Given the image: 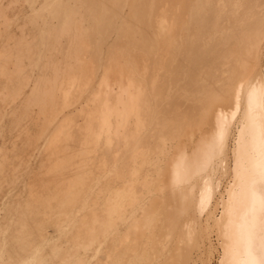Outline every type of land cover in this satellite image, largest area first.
Here are the masks:
<instances>
[{
	"label": "bare ground",
	"instance_id": "6f19581e",
	"mask_svg": "<svg viewBox=\"0 0 264 264\" xmlns=\"http://www.w3.org/2000/svg\"><path fill=\"white\" fill-rule=\"evenodd\" d=\"M9 11L17 19L25 18V22L13 34V20L9 25L10 21L3 17L9 26L0 24V28L7 27L2 29L3 37H17L14 42V38H9L13 46L10 50L0 52L13 64L9 75L0 81V93L8 90L5 87L9 85L12 99L28 106L22 105L30 111L28 115L29 111L24 110L28 111L26 117L35 118V124L44 119L42 125H37L38 137L29 145L35 125L30 126L33 129L28 134L20 121L25 132L19 133H24L26 139L29 135L26 145L36 149L35 157L43 156L38 170L46 177L41 180L43 185H54L58 204L64 203L66 211L73 212L79 200L84 204L98 200L101 185L106 189L103 199L107 204L114 198V207H102L108 212L123 213L120 223L110 226L109 234L116 227L112 239H104V243L112 244L109 249L120 260L116 264H152L151 253L149 257L145 256L148 252L139 254L149 251L153 240L147 242L146 250L147 239L143 235L148 230L143 231L146 224H142L147 221L153 231L158 217L155 221L152 215L148 221L147 216L143 222V216L137 221L143 222L141 225L133 222V217L152 213L155 201L148 199L150 191L136 197V193L130 192L131 186L141 185V180L159 185V173L178 177L190 170L191 153H204L201 150L225 118L238 113L241 101L244 115L240 140L247 170L242 191L251 195L250 188L255 183L259 188L252 202L234 201L233 193L227 203L229 224L233 227L227 233L229 264H264V83H260L264 71V0H0V17H8ZM3 21L1 18L0 22ZM221 90L226 97L224 94L219 98L223 95ZM216 99L226 107L229 102L230 111L225 114V110L218 109L222 105L216 107ZM196 104H205V112ZM195 108L201 113L199 117L206 120L203 125L209 121L214 127L209 132L205 129L208 133L201 130L206 137L196 144L191 142L190 127L201 119H194ZM16 110H4L1 122L5 117L10 120L13 113L16 120ZM184 140L195 145L186 151ZM174 141L175 155L170 151L168 156H174L167 158L170 148L166 147ZM205 148L209 150V146ZM155 155L162 161L168 159L166 168L161 166L164 171L149 164ZM168 166H173L172 170ZM99 169L102 173L96 175ZM158 169L163 172L158 173ZM179 192L174 187L167 194L170 197ZM136 199H142L141 206L134 205ZM127 205L136 211L132 218L127 215ZM96 206L101 207L97 203ZM156 207L153 210L158 213L161 209ZM212 214L208 209V220H215ZM131 220L141 226V232L134 230L136 226L130 224ZM198 226L201 225L197 223V229ZM159 229L166 231L163 226ZM121 231L125 233L120 234ZM192 231L188 228L187 233L191 235ZM198 231L202 235L204 230L199 227ZM155 245L151 248L155 249ZM159 259L153 264H158ZM187 261V254H181L176 263Z\"/></svg>",
	"mask_w": 264,
	"mask_h": 264
},
{
	"label": "rangeland",
	"instance_id": "374dc122",
	"mask_svg": "<svg viewBox=\"0 0 264 264\" xmlns=\"http://www.w3.org/2000/svg\"><path fill=\"white\" fill-rule=\"evenodd\" d=\"M8 13H7L8 17L1 16L0 21L1 18L3 21V17H5V20H7L8 22L10 20H13L14 24L11 25L10 23L12 21L9 22V25H11V32L13 34L15 33V31L19 29V26H22V23L25 20V18L17 19L14 16V13H11L10 11ZM13 18H15L16 20ZM7 21H6L7 24L4 23V21L0 22V24L3 25L6 24L5 26H7L8 25ZM5 26L0 28V35H1L0 52H2V54L3 51L6 50L8 51V49L10 50L13 47V46L11 47L10 45L11 43H9L12 40L11 38L15 39V40L13 39L11 42L16 41L17 39V37L15 38L13 36L3 37L2 29L7 28ZM4 30L5 29H3V31ZM7 42L9 43L10 46L7 44ZM1 47H4V50H2L3 48L1 49ZM12 68H13V64L11 63V61H9V59H7L6 57L4 58L0 55V81L3 80L2 78L3 76L7 77L9 75V72L11 71ZM261 75L262 76L260 77L262 78L259 77L261 79L259 80L263 82L260 81L259 82L263 84L264 71L263 73H261ZM8 86L9 85H6L5 87V89L8 88V90H5L3 93H0V115H3L5 111H6L5 113L7 112L10 113L11 111H13L14 108L16 109L18 108L20 112L16 110L15 115L17 116L19 114L21 117L18 115L15 120V116L13 113V116L10 118L11 121L7 117H5L2 120L3 122H1V117H0V264H73V263L80 264L81 262H82L81 264H116L115 262L120 260H117L116 258L117 255L112 254L114 253L112 252L113 250L109 249L110 247H112V244H110V242L104 243V239L105 240L106 239L108 240L109 238L112 239L111 235L116 233L115 231L116 227H115V229L114 230L112 229L111 230L112 232L110 231L109 234L110 226L120 223L123 217V213L119 210L115 212L113 211L108 212L106 211V209H103V207L104 208L105 206L108 207V205L110 207H114L115 206L114 198L112 199L110 204H107L108 202H106L103 199L106 193V189H103L105 187L101 185L103 191L97 188L99 194L101 195V196L98 195L99 201L98 200L95 201L94 199V200H90V203L89 201H86V203L84 204L83 200L82 202L81 200H79V204H78L77 202L78 200H76L74 201V204L77 202L76 209L73 212L66 211V207L63 205L64 204L63 202H62L63 204L61 205L58 204L60 203V200L58 202V199L55 194V190L53 188L54 185H43L44 181L42 180L44 179L45 175H43L44 173L42 174L40 168L38 170L39 163L41 162V160H43V156L40 157L39 154V157L36 156L38 158L37 159L35 157L36 154L34 155L36 149L34 151V149H32L33 146L28 147L29 142L30 143L33 142L35 138L38 137L36 136L38 135L37 133L39 132L37 129L39 127L37 125L39 124L42 125V123H44V119L43 118L38 119V123L35 124L36 123L35 118H29L30 116L26 117L25 113H27L29 109L25 107L24 109L22 105L26 107L28 106L26 104H22L20 100L19 101H16L15 99L13 100L12 97L14 98V96L11 93ZM262 87L264 88V86ZM222 91L223 90H221V93H223V95L220 96L219 98L223 97L225 94V92ZM217 93L218 94L216 95L218 96L221 95L220 92ZM224 97H226V94ZM5 100L6 101L9 100L8 102L10 104L6 103ZM216 101H218V99H216ZM218 102L220 103V105ZM218 102L215 105L216 107L217 105L218 106L222 105L220 101ZM227 103H228L227 107L226 105L225 106L222 105L223 106V107L221 106L222 108L221 107H217V108L218 109L220 108V110H223V112L225 110L226 112L224 113L226 114L231 109V107H229V105L231 106V104H229V102ZM203 105L201 106L200 104L198 106H200V109L203 108L206 109V107H204ZM20 107H22L23 110ZM196 108L195 110L198 115L196 114L195 116L193 112L192 116L194 115L195 118L193 116L192 119L193 118L196 119V117L198 118L199 115L202 113V111L203 113L205 112V109L201 111L198 107L199 111H201V113L199 112L200 113L199 114ZM24 110H28V111H24ZM27 114L30 115V111ZM32 114L31 117L34 115ZM22 115L25 117H23ZM243 115H244V102L241 101L240 105L238 106V113L232 116L229 115L227 118H225L224 123L221 125V127L217 128L214 137L210 139L211 141L209 140V144H206L207 146H204L203 148L204 151L201 150V152L204 153H200V151L199 153L198 152L191 153L193 155L191 161L192 163L190 164L192 168L190 166V170H186L184 172L179 173L178 177L171 174L167 176V174H164L163 172L167 165V163L165 164V162H167L168 160L165 159L164 161L163 159L166 158V155L165 157L162 158L163 161L157 155H155L153 159L149 162V164L151 166L156 164L157 168L160 169L162 168L161 166L165 167L162 168L163 171L158 169V173L159 170L160 172H163V174L157 173L159 175V185H154V182L151 183L150 181L145 182L141 180L142 183L141 185L139 184V185L131 186L130 192L136 193V197H138L139 194L141 196V194L148 193L150 191L149 192L150 197L148 199L151 201H155V203L153 205L154 208L151 209L152 213L150 214L147 213L146 215V213L144 212L145 215L144 214L139 215V217L135 215L136 211L134 210L131 211L129 208L130 205L129 207L127 205V208L129 209L127 213L128 217L132 218L134 215L136 216L133 217L134 221L131 220L130 224L132 223V226L133 224L134 226H136V224H138L141 221L143 216L144 219H142V221L143 220L145 221V217L147 216L148 218L146 219L148 221L149 220L151 221V219L149 218H152L153 215L155 221H156L155 218L158 217L155 227L163 226L165 227L166 230L165 231L163 229L165 231L163 233L162 230H161L162 232L160 231L159 229L160 227L157 229L154 227L156 233H153L154 232V230L152 231L153 227L151 228V226H149L150 223L149 224L146 223L147 221L145 222L143 221L144 223L142 222L143 224L142 223L141 224L142 225L146 224L145 226L148 225L149 227L143 226L142 229L141 226H138L141 225L139 223L136 226V229H134L139 232H141V229L145 232L146 230H148L149 232L152 231L151 235H149L150 237L146 236L149 233L148 231H147L148 233L147 232L144 233L142 231V233H144L145 235V236L143 235V239L146 238L147 240H149L147 241L145 239L146 241H144L146 242V247L147 244L152 239L153 240L155 239L153 238L155 236H152V234L156 235L157 239L154 240V242L152 240V244L156 243L155 249L151 248L154 246H152L150 242L149 244L151 246L148 245L150 250L148 247L147 248L145 247V249L149 250L150 252L149 251L144 252L143 250L142 252L139 253L142 254L148 252L146 253L147 255L144 254L145 256H148L149 253H151L152 256L150 255L151 257L149 256L148 257L150 258L152 264L157 259H159L158 257L161 258L159 259L158 264H163L165 260L167 263L164 262V264L165 263L177 264L176 260L181 256V254L183 256L187 254L188 257L187 264H229L228 250H229L230 242L228 240L227 233L229 229L233 227H231V225L229 224L230 217L227 212V203L231 201V195L233 193L236 194V200L234 201L237 202L242 200L246 201L247 199H249L248 202H252L253 194L259 188V185L255 183V185H252V188H250L251 195H247L242 191V186L244 185L243 183L246 179L245 177L247 176L246 175L247 170L245 169V163H244V150L241 148L242 140H240V137L241 136L243 137V126H242ZM26 118H29V120ZM20 121H23L24 129L27 127L28 134L33 129V127L30 126L35 125L34 131L30 133L32 135V136L30 135V139H29V135H27V139H26L24 138L23 135L24 133H19L22 131L25 132V130L21 127V124L23 123H20ZM26 121H28V124L30 125H28ZM199 121L204 122L206 120L203 118V120L201 119ZM203 122L200 124L197 120L196 124L195 122H192V125L195 124L192 126L193 128L190 127L192 130L195 131L194 132L190 129V131L193 132L192 133L193 137L195 138L194 141L192 137L191 142H194L195 144L196 142H198L199 139L206 137V134L204 132L208 133L209 129L214 128L211 123L210 125L208 124L209 121L206 122L204 125ZM203 126H206V128ZM18 127H20V129ZM205 129H208V132L207 130L205 131ZM201 130L204 132H202ZM195 134L196 136H194ZM27 140H28V145H26ZM212 140L214 141L212 142ZM169 143H173V144H170L168 145V147H166V148H170L169 151L167 149L166 154H167V158H172L175 155L174 152L172 151H173V146L174 148L176 146V142L174 141ZM184 143H187V140H184ZM194 143L193 145H195ZM191 145L192 143L191 144L187 143V145L185 146V150L188 151L190 148L192 149L193 145L192 146ZM188 146L189 148L187 149L186 147ZM208 146H209V150H207L208 148L207 149L205 148ZM168 152L173 153L174 155L169 153L170 155L168 156ZM109 153L110 152H108L107 154ZM95 163L97 162L95 161ZM143 167L146 168L147 164L146 165L144 164ZM172 168L173 166H168V169L172 170ZM100 169L99 171L98 170L96 171L97 172L96 175H98L99 172L100 174L102 173ZM144 182L145 185H143ZM90 186L91 185H89L88 187ZM101 186H99V188ZM174 187L181 192L182 195L179 192L180 198L182 197L181 199L179 198L178 194L172 195L170 197L169 194H167ZM167 198L170 200H168ZM141 200L138 199L134 200L133 201L134 205L136 206L138 204L137 205L138 207L141 206L142 205ZM257 200L258 199H256V202ZM102 202H104L105 204H103ZM156 202L158 204H156ZM80 203L83 204L80 205ZM96 203L100 204L101 207L98 206L99 207L98 208L96 206ZM166 203L168 204V206ZM192 204H194V206ZM102 205L105 206L102 207ZM155 206H158V209L160 208L161 210H165V211H161L159 209L161 212L159 211L158 213H156L153 210L155 209ZM206 206H208V208H206L207 210L205 209ZM240 206L239 208H241L242 210V206L241 207ZM162 207L164 208L162 209ZM166 208H168L167 212H166ZM208 209L210 212L213 213L212 217H214L215 220L213 218L212 221L211 219L208 220L209 219L207 218ZM172 211L173 214H171ZM163 212L165 215L163 214ZM161 214L164 215L163 217H161L162 220L159 219ZM167 214H169V216ZM252 218H255V216H252ZM132 221L135 222L136 224L133 223ZM137 221L139 222L137 223ZM163 223L164 225H160ZM167 223L170 224L167 225ZM197 223L201 225L198 226V229L199 227H201L204 230L202 232L204 238L201 241H200V237H202V235L198 234L199 231L196 227ZM193 224L195 225V227L193 226ZM166 225L167 227L169 226L170 228H167ZM118 226L119 225H117V231L120 228ZM137 227L140 228V230H138ZM144 228L147 229L144 230ZM188 228H191V231L194 228V232L192 231L191 235L187 233ZM156 230H159V234L160 233L161 234L159 235L158 231ZM122 233L124 234L125 232L121 231L120 234ZM157 243H159L160 246L159 245L157 246ZM123 245L125 246V243ZM124 246L122 247L124 248ZM169 249L171 250V252ZM106 250L108 251L111 250V251L108 252ZM156 251L159 252L162 251V253H160L162 255L160 256L157 255L158 257H156L155 254L159 253ZM163 252L168 253L169 256L168 254H165ZM171 254H173L172 257ZM84 256L86 257L85 259H83ZM153 256L156 257V260H152L155 259ZM172 258L173 260H171Z\"/></svg>",
	"mask_w": 264,
	"mask_h": 264
}]
</instances>
